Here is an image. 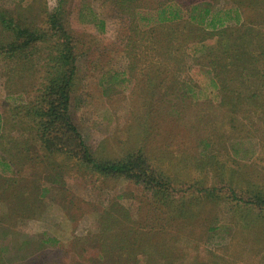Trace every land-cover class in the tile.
<instances>
[{"label":"rangeland","instance_id":"rangeland-1","mask_svg":"<svg viewBox=\"0 0 264 264\" xmlns=\"http://www.w3.org/2000/svg\"><path fill=\"white\" fill-rule=\"evenodd\" d=\"M122 1L0 0V264H264V1L214 0L224 28L187 14L136 49ZM53 18L77 67L70 121L132 173L97 172L45 123L68 67ZM19 26L48 36L20 52Z\"/></svg>","mask_w":264,"mask_h":264},{"label":"trees","instance_id":"trees-1","mask_svg":"<svg viewBox=\"0 0 264 264\" xmlns=\"http://www.w3.org/2000/svg\"><path fill=\"white\" fill-rule=\"evenodd\" d=\"M213 1L214 0H193L190 2H184L182 0H165L163 5L158 4L157 6H149L145 3H152V1L149 0H123L122 3H126L127 7L130 6V3L135 4V11L132 13V18H130V22L134 28V35L129 37L130 46L136 49L138 44L142 46L143 41L145 43L149 40L154 41L155 44H159V41L163 40L165 33L164 30L167 31V29H175L180 26L182 22H185L187 14L188 22L191 24L189 26L191 27L192 25H197L204 28L205 30L210 29L212 31L224 28L227 20L223 17V12L216 9V4H213ZM254 1L255 3H258L259 1L263 2L264 0ZM155 3H160V1L157 0ZM260 7L255 6V9ZM250 8L254 9L251 4H248V9ZM232 11L238 15V23H240L244 17L239 11V8H232V10L226 11V13ZM58 22L59 21L57 18H53L54 28L57 27L56 34H54L55 36L57 35L56 48H60L62 51L60 58V61L63 62L62 65L68 67L67 71L65 72L62 70V75L58 78H55L51 86L47 88L45 95L46 106L41 110L45 123L47 125H51V127L62 125L65 128V132H69L68 135L70 136L71 141L72 139L75 140L76 148H80L86 158L85 160L93 164L95 167L93 169H95L97 172L112 175H126L127 173H132L134 171V166L131 167L129 160L128 162H121L117 160H104L96 162L94 156H92L91 150L86 144V141H84L81 134H79L78 129L73 126L72 122L70 121L71 118L68 117L71 107L72 88L74 86L73 80L77 67L73 65V60L75 58L72 43L68 34L64 30L65 28H63L62 24H58ZM142 23L150 28L145 27L146 29H144L140 27ZM101 24L104 25V22H101ZM18 30L20 32L18 37L21 35L26 39L17 48V50L20 52L27 50L29 47H31L32 43H39L48 36L39 32L38 29L25 30L19 26ZM140 40H142V42H139ZM151 48H153V45L148 42V44L145 45V49L147 50ZM219 52L221 53L220 50ZM140 54L138 53V55ZM162 55H166V52H164ZM135 56L137 57L136 54ZM201 60L206 61L205 58ZM223 60L224 59H222V61ZM221 63L222 62L213 61L212 65L215 67L219 66ZM134 64H137V60ZM160 85L161 82H159L158 87H160ZM201 93L202 92H200V94ZM1 122L2 117L0 115V124Z\"/></svg>","mask_w":264,"mask_h":264}]
</instances>
